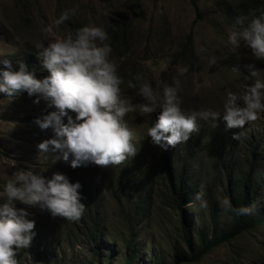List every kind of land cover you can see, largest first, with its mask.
<instances>
[{
	"label": "rangeland",
	"instance_id": "obj_1",
	"mask_svg": "<svg viewBox=\"0 0 264 264\" xmlns=\"http://www.w3.org/2000/svg\"><path fill=\"white\" fill-rule=\"evenodd\" d=\"M257 1L263 10L256 12L244 8V0H197L199 10L192 0H0V78L6 70L3 60L11 61L13 71L23 63L37 78L49 75L35 45L47 46L53 34L42 29L75 8V16L54 27L53 33L63 37L89 23L103 26L113 49L110 59L125 81L122 94L130 103L143 102L138 87H128V80L142 73L161 94L164 83L179 79L186 110L222 112L229 91L243 94L256 79L245 65L254 64L257 78L264 80V60L256 59L243 41L237 48L227 43L236 16L264 12V0ZM212 56L214 65L209 63ZM205 79L210 87L203 86ZM35 99L26 91L13 97L0 92V203L13 173L33 169L49 179L62 173L73 183L78 181L86 210L79 220L69 221L17 201L16 206L26 208L28 218L36 222V235L29 248L18 250L17 264H127L133 253L128 248L131 240L138 255L130 264H264V225L212 246L199 262L185 259L201 248L202 235L208 243L236 225V215L225 213L220 201L227 197L236 207L249 175L253 197L249 206L254 211L244 222L264 214V180L259 186L264 177V110L243 129L227 128L222 118L215 127L212 121H198L199 131L187 142L165 150L147 134L159 112L144 116L137 109L125 117L139 137L134 157L120 165L88 163L73 168L71 155L65 162L55 159L59 152L39 150L38 145L55 134L35 121L55 109L47 108L43 100L36 104ZM237 132L244 133L241 140L233 139ZM184 165L191 201L179 206L171 186H177ZM201 185L207 208L194 199Z\"/></svg>",
	"mask_w": 264,
	"mask_h": 264
},
{
	"label": "clouds",
	"instance_id": "obj_2",
	"mask_svg": "<svg viewBox=\"0 0 264 264\" xmlns=\"http://www.w3.org/2000/svg\"><path fill=\"white\" fill-rule=\"evenodd\" d=\"M75 14V8L65 10L42 29L53 34L47 46L35 45L42 67L49 75L37 78L36 73L29 71L23 63L18 71H13L11 61H2L6 70L0 78V92L13 97L26 91L29 96L36 97V104L43 100L47 108L55 109L35 121L42 130L51 128L55 134L54 138L38 145L41 153L59 152L55 159L62 158L65 162L71 155L73 168L88 163L101 167L120 165L137 154L134 141L138 142L139 137L125 120L128 113L137 109L144 116L159 112L147 134L154 145L165 150L187 142L192 133L199 131L198 121H212L215 127L222 118L227 128L243 129L246 123L257 120L258 112L264 110V80L257 78L258 70L254 64L245 65L250 76L256 78L254 83L248 85L243 94L229 91L222 112L204 107L186 110L179 95V79H174L171 85L164 83L161 94L142 73L134 74L128 80V87H138L137 94L143 102L130 103L122 94L121 85L125 81L118 72V65L110 59L113 49L103 26L89 23L63 37L53 33L54 27L59 28ZM241 41L252 50L256 59L264 60V12L236 16L227 43L237 48ZM209 63H216L215 56L210 57ZM233 71L240 69L234 67ZM160 86L161 82L157 81L156 88ZM203 86L211 85L205 79ZM70 113H75V117ZM243 137V132L233 135L235 140ZM80 188L78 181L73 183L62 173H54L49 179L43 172L33 169L15 171L4 187L6 199L0 203V264H17L18 250L29 248L36 235L35 220L28 218L30 214L26 208L16 206L17 201L39 207L53 217L76 221L86 210ZM194 199L200 208L208 207L203 185ZM220 205L225 213L232 212L237 216L251 215L254 211L248 205L234 207L227 197Z\"/></svg>",
	"mask_w": 264,
	"mask_h": 264
},
{
	"label": "trees",
	"instance_id": "obj_3",
	"mask_svg": "<svg viewBox=\"0 0 264 264\" xmlns=\"http://www.w3.org/2000/svg\"><path fill=\"white\" fill-rule=\"evenodd\" d=\"M245 1V5L244 8L246 9H252V11H259L262 9V4L257 1V0H244ZM192 4L195 7L196 10H199L198 4H197V0H192ZM263 10V9H262ZM124 33H126V31H124ZM123 33V35H125ZM253 168V165H251L250 170ZM166 169L168 170V166L166 163ZM185 165L182 167L180 174H179V182L177 184V186H171L172 192L174 194V197L176 199V202L179 206H182L183 204L190 202L191 201V196L189 193V188L187 187V183L184 182V178H185ZM169 171V170H168ZM264 180V177L259 181V186H261L262 182ZM251 181H252V177L251 175L247 176L242 184L243 188L242 191L240 193V198L237 199L235 201V206L239 207L242 205H250L253 201V197H250V194H252L251 191ZM237 223L236 225L225 235L216 238L208 243L204 242V238L202 235L201 236V241H202V245L201 248H198L197 250H192L191 254H189V256H187L185 259L187 261H194V262H199L202 257L208 253V251L210 250V248L212 246L218 245L219 243H221L222 241H230V239H232L233 237H235L236 235L242 233L243 231L247 230V229H251V228H255V227H259V226H263L264 225V214L260 215L254 219L249 220L247 223L244 222V216H237ZM97 218V216H96ZM184 233H185V237L188 241V243L190 244V234L189 231L186 229V227L184 226ZM132 240L128 243V248L131 249L133 251V253L127 258V264H130L132 261H134V259L137 257V253L134 251V248L132 246Z\"/></svg>",
	"mask_w": 264,
	"mask_h": 264
}]
</instances>
